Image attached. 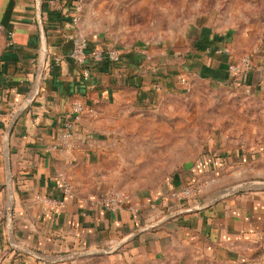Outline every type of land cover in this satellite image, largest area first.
Returning a JSON list of instances; mask_svg holds the SVG:
<instances>
[{"label": "crops", "instance_id": "1", "mask_svg": "<svg viewBox=\"0 0 264 264\" xmlns=\"http://www.w3.org/2000/svg\"><path fill=\"white\" fill-rule=\"evenodd\" d=\"M77 5L0 0V264H264V145L253 144L264 124L250 117L236 118L237 132L208 135L156 188L123 191L115 210L98 205L156 96L199 77L264 104V35L239 71L230 65H241L247 37L213 20L96 59L91 51L113 38L88 34ZM84 31L78 64L70 52ZM139 79L153 99L138 101L130 83ZM203 179L193 196L165 194Z\"/></svg>", "mask_w": 264, "mask_h": 264}, {"label": "rangeland", "instance_id": "2", "mask_svg": "<svg viewBox=\"0 0 264 264\" xmlns=\"http://www.w3.org/2000/svg\"><path fill=\"white\" fill-rule=\"evenodd\" d=\"M79 11L87 33L111 36L114 44L109 49L117 51L164 36L184 22L213 20L234 36L247 37L241 56L251 59L264 35V0H82ZM83 35L86 38L85 31ZM180 89L156 96L139 114L141 121L127 136L124 174L113 190L156 188L175 166L201 149L208 135L242 129L236 118L250 117L264 124V104L258 97H243L228 86H212L199 77ZM260 138L253 144L263 146L264 133ZM202 183L204 179L197 192ZM173 189L165 194L180 200Z\"/></svg>", "mask_w": 264, "mask_h": 264}, {"label": "built area", "instance_id": "3", "mask_svg": "<svg viewBox=\"0 0 264 264\" xmlns=\"http://www.w3.org/2000/svg\"><path fill=\"white\" fill-rule=\"evenodd\" d=\"M82 0H78L77 8L79 9L81 6ZM85 48H86V41L85 38L82 37L77 40L70 52V56L74 60V62L78 64H82L85 60ZM92 56L96 59H108L111 61H115L119 58L120 52L114 49H94L91 51ZM241 65H232L231 68L234 71H239L241 68H247L250 65V58L248 56H244L241 58L240 61ZM75 111L81 110V105L79 103L74 104ZM189 184V185H182L181 187H177L173 189V195H176L177 198L180 200L183 198H187L193 196L197 193L196 189L200 188L199 183ZM125 194L120 190H111L108 194L104 196L99 202L98 205L105 207L109 210H115L121 207L125 201ZM2 213V210H0Z\"/></svg>", "mask_w": 264, "mask_h": 264}, {"label": "water", "instance_id": "4", "mask_svg": "<svg viewBox=\"0 0 264 264\" xmlns=\"http://www.w3.org/2000/svg\"><path fill=\"white\" fill-rule=\"evenodd\" d=\"M41 50H42V53H41L42 56L38 60V66H37V71H36V76H35V80H36L37 83H39L41 75H42V72H43V69H44V61H45V56H44L45 47H44V44L41 46ZM177 212H182V210L173 211L172 213H170L168 215L176 214ZM7 215H8V218H10V208H9V206L7 208ZM157 222H154L151 225H155ZM144 227H146V226H144Z\"/></svg>", "mask_w": 264, "mask_h": 264}, {"label": "trees", "instance_id": "5", "mask_svg": "<svg viewBox=\"0 0 264 264\" xmlns=\"http://www.w3.org/2000/svg\"><path fill=\"white\" fill-rule=\"evenodd\" d=\"M136 75L137 74L134 73L131 77H134ZM130 85H132L133 87H136L139 90L140 96H138V101H143L146 97L153 99V97L150 96L149 91L144 89V86L142 85L140 79L137 81L131 82Z\"/></svg>", "mask_w": 264, "mask_h": 264}]
</instances>
